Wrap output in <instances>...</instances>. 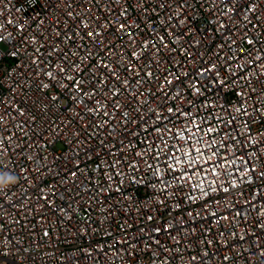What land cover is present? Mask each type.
Returning a JSON list of instances; mask_svg holds the SVG:
<instances>
[{"label":"built area","instance_id":"obj_1","mask_svg":"<svg viewBox=\"0 0 264 264\" xmlns=\"http://www.w3.org/2000/svg\"><path fill=\"white\" fill-rule=\"evenodd\" d=\"M5 175L0 264H264V0H0Z\"/></svg>","mask_w":264,"mask_h":264},{"label":"clouds","instance_id":"obj_2","mask_svg":"<svg viewBox=\"0 0 264 264\" xmlns=\"http://www.w3.org/2000/svg\"><path fill=\"white\" fill-rule=\"evenodd\" d=\"M14 177L12 176H8V175H5L4 178H3V182L0 183V187H4V186H7L8 183L14 181Z\"/></svg>","mask_w":264,"mask_h":264},{"label":"snow or ice","instance_id":"obj_3","mask_svg":"<svg viewBox=\"0 0 264 264\" xmlns=\"http://www.w3.org/2000/svg\"><path fill=\"white\" fill-rule=\"evenodd\" d=\"M89 35H92L91 33H89Z\"/></svg>","mask_w":264,"mask_h":264}]
</instances>
